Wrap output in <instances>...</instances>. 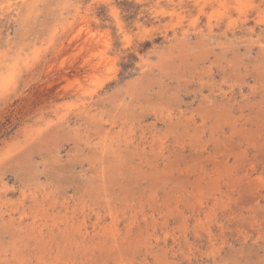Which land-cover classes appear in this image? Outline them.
I'll list each match as a JSON object with an SVG mask.
<instances>
[{
    "label": "rangeland",
    "instance_id": "obj_1",
    "mask_svg": "<svg viewBox=\"0 0 264 264\" xmlns=\"http://www.w3.org/2000/svg\"><path fill=\"white\" fill-rule=\"evenodd\" d=\"M0 264H264V0H0Z\"/></svg>",
    "mask_w": 264,
    "mask_h": 264
}]
</instances>
